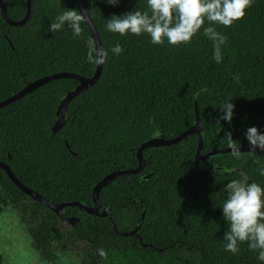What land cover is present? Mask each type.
<instances>
[{
    "label": "trees",
    "instance_id": "obj_1",
    "mask_svg": "<svg viewBox=\"0 0 264 264\" xmlns=\"http://www.w3.org/2000/svg\"><path fill=\"white\" fill-rule=\"evenodd\" d=\"M2 1L10 20L24 18L27 0ZM82 2L108 57L96 83L68 104L61 129L52 132L60 98L78 88L76 79L50 81L0 108V162L23 185L52 203L92 208L97 182L113 171L136 169L143 142L173 138L192 128L197 116L201 154L228 148L229 132L238 147L249 145V127L264 134V0H253L231 27L215 26L227 37L219 64L203 28L180 47L153 45L146 34L107 31L112 15L146 11L147 0ZM65 9L78 10L74 0H34L22 26L8 25L0 10V102L50 74H95L87 60L93 38L86 22L79 38L67 25L48 31ZM117 43L124 49L119 56L110 51ZM226 102L234 104L231 123L220 119ZM197 147L191 133L175 145L144 149L139 173L120 175L99 191V211L108 215L66 208L63 216L73 224L22 193L0 168V211L17 208L33 249L51 263L70 253L79 264H264L247 243L237 254L225 251L228 224L221 209L227 183L246 178L264 187V151L243 152L239 159L214 155L195 167Z\"/></svg>",
    "mask_w": 264,
    "mask_h": 264
},
{
    "label": "clouds",
    "instance_id": "obj_2",
    "mask_svg": "<svg viewBox=\"0 0 264 264\" xmlns=\"http://www.w3.org/2000/svg\"><path fill=\"white\" fill-rule=\"evenodd\" d=\"M94 2V0H90ZM109 5L116 6L120 0H104ZM253 0H147V10H134L121 16L112 15L106 20L108 32L120 36L148 35L153 45L162 46L167 42L173 47L188 45L203 28V34L213 43V59L216 63L223 60L222 46L227 43V37L216 30V25L225 28L243 19L246 10L252 7ZM87 13V10H85ZM84 12L75 9H65L50 23L48 31L56 33L63 30L64 26L72 30L74 37H81L85 22ZM207 21L208 26L205 27ZM88 62L94 65H103L108 57V51L102 47H95L89 40ZM110 51L119 56L123 47L117 43ZM237 81L239 77L235 78ZM234 104L226 102L221 111L224 113L220 119L231 123ZM228 137L227 147L231 155L239 159L242 155L237 142ZM249 142V153L256 149L264 151V134L256 127H249L245 133ZM264 176V171L260 172ZM227 197L222 205L223 218L228 224L223 239L225 251L237 254L239 244L247 243L249 250L257 253L258 261L264 262V187L257 183H249L246 178L233 180L226 184ZM100 257H106L104 249L97 250Z\"/></svg>",
    "mask_w": 264,
    "mask_h": 264
},
{
    "label": "water",
    "instance_id": "obj_3",
    "mask_svg": "<svg viewBox=\"0 0 264 264\" xmlns=\"http://www.w3.org/2000/svg\"><path fill=\"white\" fill-rule=\"evenodd\" d=\"M75 5L77 7V9L79 11L84 12L85 16H86V24L89 28V31L92 35L93 38V42H94V46L95 47H102L101 46V42L98 36V32L91 20V18L89 17L88 13H86V9L83 5L82 0H74ZM27 13L24 16L23 19H21L20 21H12L7 17L6 14V10H5V5L3 3L2 0H0V10H1V15L2 18L5 20V22L10 25V26H22L25 25L31 18L32 14H33V9H34V0H27ZM101 70H102V65H96V71L95 74L90 77V78H86L83 77L81 75L78 74H74V73H68V72H59V73H54V74H50L47 76H44L42 78L36 79L33 82L29 83L27 86H25L22 90H20L19 92H17L16 94L12 95L11 97L3 100L0 102V108L4 107L18 99H20L21 97L25 96L26 94L34 91L35 89H37L38 87L53 81V80H57V79H62V78H72V79H76L79 81L80 85L78 86V88L66 93L65 95H63L60 98V103L58 105V109L56 112V120L55 123L52 127V132L56 133L59 129H61V127L64 124V114H65V110L67 109L68 104L70 103V101L75 98L76 96H78L82 91H84L85 89L91 87L92 85H94L96 83V81L98 80L100 74H101ZM201 127H200V121L198 116L196 117V124L190 128L189 130L184 131L183 133L170 138V139H162L159 136H156L150 140H147L146 142H143L137 149L136 155H137V159H138V166L136 169L134 170H117V171H113L107 175H105L99 182L96 183V185L94 186L93 190H92V198H93V202H94V206L92 208L84 206L81 202H65V203H59V204H55L50 202L49 200H47L45 197L41 196L39 193L31 190L30 188H28L27 186L23 185L19 180H17V178L13 175V173L11 172V170L9 169V167L3 163L0 162V168L7 174L9 180H11V182L22 192L24 193L26 196L30 197L31 199L40 202L42 204H44L47 208H49L52 212H54L55 214H57L58 216H60L61 218H63L67 223L69 224H73L74 223V219L73 218H65L63 216V212L66 208H70V207H78L83 209L85 212L91 214V215H96V216H100V217H105L108 215V210H104L102 212L99 211V205H98V194L99 191L101 190L102 187H104L107 183H109L111 180H113L114 178L120 176V175H131V174H137L139 173L142 169H143V158H142V152L144 149L146 148H152V147H161V146H170V145H175L181 141H183L186 136H188L191 133H195L198 137V147L196 150V154H195V160H194V165L195 167H197L199 164H203L208 158L214 156V155H221V154H230L231 153V149L229 148H224V149H217V150H213L210 151L208 153L205 154H201V148L203 146V140L201 137V133H200ZM67 146V144H66ZM68 147V146H67ZM240 147V151L243 152H248L250 151V145H246V146H239ZM256 150H260L259 148H257ZM139 199L133 200L132 202H138ZM119 235L121 236H134L135 235V231L133 232H129V233H119Z\"/></svg>",
    "mask_w": 264,
    "mask_h": 264
},
{
    "label": "rangeland",
    "instance_id": "obj_4",
    "mask_svg": "<svg viewBox=\"0 0 264 264\" xmlns=\"http://www.w3.org/2000/svg\"><path fill=\"white\" fill-rule=\"evenodd\" d=\"M0 254L3 264L80 263L79 257L70 253L60 254L53 263L42 260L33 249L27 227L22 223L19 212L13 205L4 206L0 211Z\"/></svg>",
    "mask_w": 264,
    "mask_h": 264
}]
</instances>
